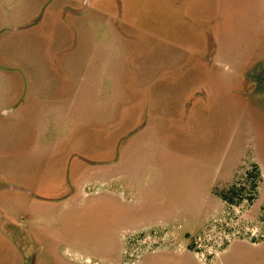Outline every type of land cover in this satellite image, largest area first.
<instances>
[{
  "label": "rangeland",
  "instance_id": "374dc122",
  "mask_svg": "<svg viewBox=\"0 0 264 264\" xmlns=\"http://www.w3.org/2000/svg\"><path fill=\"white\" fill-rule=\"evenodd\" d=\"M80 1L0 0L4 60L46 66V76L29 70L28 80L0 73V104L24 101L26 81L40 93L63 91L51 85H60V66L62 70L68 56L71 76L78 81L86 71L84 87L80 84L67 100H46L35 121L38 133L26 118L17 120L18 111L0 121V181L46 191V201H33L10 196L14 190H0V206L10 219L25 224L46 245L36 264H264V107L246 77L252 66L264 63V0H116V6L96 1L83 18L66 16L65 10L79 7ZM102 15L116 21L120 17L135 43L114 40L96 21ZM155 18L167 20L180 37L181 32L201 33L206 51H211L206 61L189 51L181 57L183 43L176 36L156 38ZM19 23L27 26L10 30ZM78 29L88 40L100 41L104 51L92 71L76 59ZM47 35L67 38L74 54L66 56L64 48L53 52L57 41H48ZM87 39L80 45V58L91 53ZM155 42L157 54L169 57L178 49L174 54L185 61L182 65L192 63L190 75L182 66L175 74L177 84L170 93L164 88L163 96L173 100L174 95L189 94L187 83L195 79L196 96L205 95L209 109L181 113L175 120L180 128L172 132L164 128L161 134L136 136L120 147L113 166L90 169L81 162L93 161L55 146L65 138L74 115L91 114L92 104L97 108L93 111L110 113L106 107L113 99L117 105L123 95L142 91L138 80L123 78L122 72L132 69L134 58H142L133 50H155ZM128 49L131 55L123 57ZM106 61L110 72L102 66ZM11 80L14 88L8 86ZM118 114L123 115L122 108ZM70 187L77 193L59 200ZM101 192L123 193L130 203V230L120 229L114 239L112 231L122 226V214L113 217L106 202L93 214L90 198ZM30 256L19 249L18 264ZM11 259L16 260L9 257L2 264Z\"/></svg>",
  "mask_w": 264,
  "mask_h": 264
},
{
  "label": "crops",
  "instance_id": "0c3cea01",
  "mask_svg": "<svg viewBox=\"0 0 264 264\" xmlns=\"http://www.w3.org/2000/svg\"><path fill=\"white\" fill-rule=\"evenodd\" d=\"M96 21L105 25V29L109 31L108 33L111 34L114 40H116L117 38L123 41V44L128 43L130 46L133 45L132 40L126 39L116 32L112 24V18H96ZM153 23L156 38L161 39L163 36H169L170 39H173L176 36L183 43V50H174L172 51V55L170 54L168 55L169 57H165L162 54L156 53L158 46L157 42H155V50L154 48L150 51H145L144 49L140 51L133 50L134 54H137L136 52H138L142 58L138 59L137 61L136 58H134L130 66L132 69L125 75L122 72V77H129V79L131 78L138 80L141 83V87L143 88L142 91H140L136 95L128 93L129 96L127 98H125L123 95L117 105L115 99H113L111 101L113 105L109 104L110 107H106V109H111L110 113H97L93 111L97 108L93 107L92 104L93 110L91 114L86 113L83 115H74L72 125L66 133L65 138L61 142L57 141L59 143L55 145L63 147L66 152L74 153L73 157H82L84 159L93 161L92 164L85 163L84 161L81 162V164H84V166H89L90 169H97L98 167L103 166H113L114 164L118 163L119 155L117 156V159H115L116 147L118 145H121L122 147L125 145L127 146V144H129V142L136 136L144 135L148 132L161 134L164 128L167 131L172 132L180 128L178 122H175V120L180 119L178 116L181 113L186 112L187 114H189V112H193V114H195L194 111L204 112L205 110L209 109L208 107H210L211 103L208 98H205V95H203L204 97L196 96L195 79L191 80V78L190 83L189 81L187 83L190 84V90L188 91L189 94L174 95L173 100H169L167 97L163 96L164 88L169 90V88H172L173 85L177 84V78L175 77V74L179 73L181 71L180 68L183 66L182 64H185V61L183 59L174 54L176 51L180 52L181 57L188 55V51L189 54L192 55H196V53H198L197 56H202L204 61H206L205 58L211 53L210 50L206 51V41L202 37L201 33L195 35L188 33L189 35H186L181 32L180 37L173 32V26L170 25L167 20H160V18H155V21ZM18 25L19 26L15 27L22 28H19L17 30H10L18 31L25 29V27L27 26L26 24L22 23H19ZM78 30L79 32L76 33L78 45L76 51L74 52L78 54L76 59L77 61L79 60L78 62L84 64L87 67L88 71H92V68L95 67L104 51H101V47L99 44L100 41L93 38L88 40L84 35L83 29ZM48 36L49 35H47L48 41H50V38H52L53 41H57V44L53 45L55 47L53 52H55L57 49L60 50L64 48L63 50H65L66 56H68V54H74L72 53V48H70L71 44H69V40L67 38L60 37V35L56 37H52V35L51 37ZM86 39L88 49H91V53L85 54L80 58V53L78 51H80V45H82V43ZM47 45L46 50L52 51L51 48L47 49ZM185 47H187L188 50ZM131 53L132 52H130L128 49V52H125L124 54H122V56L126 57L127 55H131ZM49 55L47 53L46 57ZM68 57H66L65 59V64L63 65L62 70L60 66L62 75L61 77H59L60 85L49 84V86L51 85V88L54 87L55 89L56 87L61 86L64 89L63 91L57 90V94L53 92V94L50 95L46 94V92L40 93L34 91L31 87L32 84L26 81L25 87L26 93L28 95L27 98L24 101L14 100L10 102V100H6L5 102H2V104H0V121L5 120L7 115H11L13 114V112L18 111L17 120L19 121L21 120V118H26V121H28L32 125L31 131L38 133L35 121L38 119L41 108L46 104V100L63 102L70 96H72V93L76 90V88L80 87V84H82L84 87L85 83L82 81H84L86 71L81 72L80 79L77 81L76 78L71 76V74L69 73V67L66 64ZM89 62L92 63L89 65ZM32 64L33 65L29 67L12 64L9 61L4 60L0 50V73L4 74L7 78L13 79L15 77H26L27 79L25 78V80H28V72L31 71L33 73L37 72L38 74L43 73L46 76V66L35 63ZM191 64L192 63H188L187 66H183V72L187 73L188 71V76L190 75V67H192ZM102 66L104 68H107V70L110 72L108 61H106L105 64H102ZM209 68L210 67H208V70ZM198 70L204 73L206 72V70H204L203 68H199ZM72 78H74L76 82ZM13 81L14 80H11L8 83V86L12 85V87L14 88L15 85L13 84ZM117 81L119 80H115V83H117ZM109 83L111 86L113 85L111 80H109ZM0 88H2L1 85ZM13 92H15V90ZM121 108L123 115L118 114V111H120ZM192 116L196 117L194 115ZM192 130L194 131L193 128ZM123 137L126 138L125 140L121 141ZM95 162H100L102 164H95ZM110 178L114 180L121 177L119 175L118 177L110 176ZM29 191H32L39 197H46V191L45 193L36 192L34 191V189H31ZM75 193H77L76 190ZM122 195L124 194L122 193ZM10 196L21 199H25L26 197H28L33 201L43 200L32 197L20 191H15V194H12ZM0 208L2 209V206H0ZM2 211L7 215L8 220L10 222H13V220L10 219V213L7 211V209L3 207ZM9 257H15L16 260L12 262L11 259L10 261L12 263H9L8 261H4L3 263L18 264L17 255L16 252H14V245L11 242V238L4 235L0 231V264H2L3 260Z\"/></svg>",
  "mask_w": 264,
  "mask_h": 264
},
{
  "label": "flooded vegetation",
  "instance_id": "af4514ba",
  "mask_svg": "<svg viewBox=\"0 0 264 264\" xmlns=\"http://www.w3.org/2000/svg\"><path fill=\"white\" fill-rule=\"evenodd\" d=\"M96 1H100V2H96ZM105 1H107V2L111 1L116 6V0H81L80 1L81 4L79 7H70L69 6L70 8H67L65 10V15L66 16H68V15L82 16V18H83L88 13L92 4H95V2L103 4ZM117 3H119V2H117ZM117 7H118V9H120L121 5H118ZM105 17H110V16L102 15L101 17H97V18H105ZM110 18H112L113 27L115 28V30L118 34L122 35L126 39H130L132 41L134 40L133 38H135V36L132 35L131 33H128L127 31H124L123 27H121V25H120L121 22H118V19L120 17H118L117 21L115 20L116 18L115 19L113 17H110ZM33 23L34 22L30 23L29 25H32ZM133 43H135V42L133 41ZM246 77H249V79L254 82V85L252 87L253 94L254 93L257 94L258 99L261 101V103L263 104V107H264V63L257 65V68L252 66L250 73L246 74ZM250 100H252V96L250 97ZM251 103H254V102L251 101ZM125 138L126 137H123L121 141L125 140ZM120 144H121V142H120ZM120 147H121V145H118L116 147L115 159H117V156L119 155L118 151H119ZM95 164H102V163L95 162ZM3 189L20 191V192L25 193L27 195H30L32 197H36L38 199H43L44 201H46V197H39L38 195H36L32 191H29L26 188H24L23 186L10 185L8 183H4V182L0 181V190H3ZM70 189H71V191H69L65 196L59 198V200L69 199L70 197H73L75 194V189L73 187H70ZM90 199H91L92 204H93L92 211H93L94 215L101 212L100 202H106L109 204L110 208L108 209V211H110L112 213L113 217L115 215L120 217V213L122 214L123 224H122V226H118V229L116 231L114 228V230L112 231L113 232L112 239H114L113 237H115V232L119 231L120 229L122 231H125V230L129 231L130 230V224L127 223L130 219V213H129V210H130L129 204L130 203L125 198V195H122V197H116L114 194L108 193V192L96 193ZM125 223H127V224H125ZM0 231L4 235L11 238V242L14 245V252H16L17 259H18L19 249L22 250V253L24 255L26 253L28 255H31L30 260L24 259L25 264H28V263L29 264H36L37 257H40V255H42L46 249L45 244L39 243L35 238H33L30 229L25 224H23V223L20 224V223H18V221L17 222H14V221L10 222L7 218V215L2 211L1 208H0ZM113 248H114V243H113ZM108 254H109V252H108ZM93 255L97 256L98 254L93 253ZM109 255L113 256L111 253Z\"/></svg>",
  "mask_w": 264,
  "mask_h": 264
},
{
  "label": "water",
  "instance_id": "95a60500",
  "mask_svg": "<svg viewBox=\"0 0 264 264\" xmlns=\"http://www.w3.org/2000/svg\"><path fill=\"white\" fill-rule=\"evenodd\" d=\"M19 28H22V27H13V28H11L12 30H17V29H19ZM3 113H5V112H3Z\"/></svg>",
  "mask_w": 264,
  "mask_h": 264
},
{
  "label": "trees",
  "instance_id": "16d2710c",
  "mask_svg": "<svg viewBox=\"0 0 264 264\" xmlns=\"http://www.w3.org/2000/svg\"><path fill=\"white\" fill-rule=\"evenodd\" d=\"M224 195H221V198L223 197ZM225 200V199H224Z\"/></svg>",
  "mask_w": 264,
  "mask_h": 264
}]
</instances>
